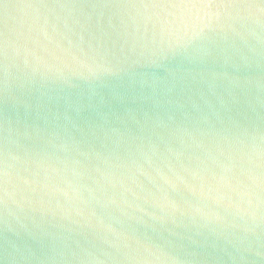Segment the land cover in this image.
Returning <instances> with one entry per match:
<instances>
[{
    "label": "water",
    "instance_id": "water-1",
    "mask_svg": "<svg viewBox=\"0 0 264 264\" xmlns=\"http://www.w3.org/2000/svg\"><path fill=\"white\" fill-rule=\"evenodd\" d=\"M30 11L24 0H0V17L6 14L11 23ZM44 15L53 23L60 17L62 32L63 20L72 19L65 10ZM75 16L86 22L85 16ZM54 35L56 42H44L60 71L14 80L0 97V132L10 141L23 135L49 144L52 152L65 144L73 147L58 152L59 173L51 181L40 172L41 183L55 189L41 188L36 195L43 208L33 210L29 193L20 197L23 207L9 209V227L29 229L23 238L25 264H140L132 255L137 243L176 241L181 250L156 264H264L258 228L243 237L239 225L216 222L210 213L224 203L215 193L183 185L177 192L157 171L173 178L182 174L173 156L195 152L193 141L243 130L258 133L264 126V59L258 43L252 51L255 40L237 39L221 54V64L252 57L242 73L192 70L186 61L166 62L162 54L138 51L146 75L93 77L79 71L74 59L104 61L113 55L109 46L81 28ZM80 153L92 162L80 168L78 178L73 168L84 160ZM4 232L0 223V264H6ZM9 239L11 244L14 237ZM13 257L10 247L8 259Z\"/></svg>",
    "mask_w": 264,
    "mask_h": 264
},
{
    "label": "snow or ice",
    "instance_id": "snow-or-ice-1",
    "mask_svg": "<svg viewBox=\"0 0 264 264\" xmlns=\"http://www.w3.org/2000/svg\"><path fill=\"white\" fill-rule=\"evenodd\" d=\"M24 6L31 11L15 23L6 14L0 17V97L8 94L14 80L27 81L41 71H60L59 64L50 61L53 53L44 41L54 43V34L66 36L77 28L102 40L113 53L104 61L74 59L79 71L93 77L146 75V65L137 56L138 51L162 54L166 62L186 61L192 70L220 69L233 73L230 69H234V73H242L252 57H244L243 62L220 63L221 54L228 46L235 47L237 39L245 43L255 40L252 51L258 43L264 59V0H24ZM45 10L69 11L72 19L63 20L62 32L61 18L53 23L51 16L44 15ZM76 13L85 16L86 22L82 24ZM234 84L239 87L238 81ZM192 143L195 152L185 157L186 150H181L173 156L182 174L173 178L163 169L157 170L164 184L177 192L183 185L184 189L215 193L224 203L210 213L216 222L239 225L243 237L258 228L264 240V126L258 133L235 131L207 142ZM50 148L47 143L34 142L23 135L10 141L6 132H0V223L5 225L6 264H25L27 249L23 238L29 230L9 227L10 207H23L20 197L23 194L27 199L31 193L33 210L43 208L44 201L35 199L36 195L41 188L55 189L48 182L41 183V170L47 173L45 180L51 181L52 174L59 173L54 163L58 152L73 149L67 144L59 146L56 152ZM80 155L84 160H76L73 168L78 178L82 176L80 168L92 162ZM169 167L175 170L173 165ZM140 171L151 178L142 167ZM69 186L74 187L71 181ZM10 234L14 237L11 244ZM144 239L155 241L151 237ZM10 247L14 252L11 260ZM180 250L179 241L163 246L137 243L132 255L140 264H156Z\"/></svg>",
    "mask_w": 264,
    "mask_h": 264
}]
</instances>
